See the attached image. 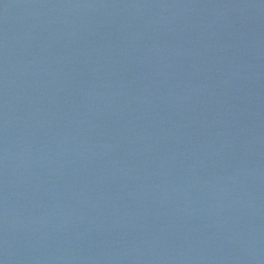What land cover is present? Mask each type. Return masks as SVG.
<instances>
[{"label": "water", "instance_id": "95a60500", "mask_svg": "<svg viewBox=\"0 0 264 264\" xmlns=\"http://www.w3.org/2000/svg\"><path fill=\"white\" fill-rule=\"evenodd\" d=\"M0 264H264V0H0Z\"/></svg>", "mask_w": 264, "mask_h": 264}]
</instances>
